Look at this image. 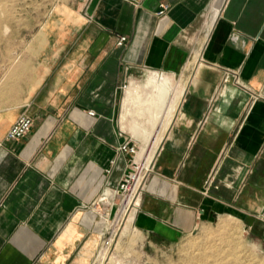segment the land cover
Wrapping results in <instances>:
<instances>
[{
  "label": "crops",
  "instance_id": "0c3cea01",
  "mask_svg": "<svg viewBox=\"0 0 264 264\" xmlns=\"http://www.w3.org/2000/svg\"><path fill=\"white\" fill-rule=\"evenodd\" d=\"M216 3L71 0L50 11L0 73V264L91 263L104 227L91 205L131 169L119 147H136L124 92L150 71L188 80L139 229L187 235L211 214L264 229V0H223L215 14ZM23 113L30 132L7 141Z\"/></svg>",
  "mask_w": 264,
  "mask_h": 264
},
{
  "label": "rangeland",
  "instance_id": "374dc122",
  "mask_svg": "<svg viewBox=\"0 0 264 264\" xmlns=\"http://www.w3.org/2000/svg\"><path fill=\"white\" fill-rule=\"evenodd\" d=\"M70 1L0 0L1 75L9 66L18 63L24 53L25 43L50 11L58 4ZM194 64L192 59L186 68ZM146 75H141L137 81L133 80L129 88L132 89L136 83L140 86V106L152 95L151 89H144L143 86ZM161 75L175 86L187 85L188 76L183 73L179 76ZM129 110L124 113L121 124L128 130V138L136 145L132 146L137 152L140 153L146 146V133L162 141L169 126L159 124L162 109L156 108L148 116L143 110L137 113L132 108ZM135 118L139 120L137 124H134ZM114 211L111 212V218ZM138 213L135 216L126 215L117 225L111 247L101 248L102 236H99L97 250L90 264H264V229L248 230L246 221L232 215L211 214L200 221L191 233L168 238L139 229L136 224ZM102 224H105L103 220Z\"/></svg>",
  "mask_w": 264,
  "mask_h": 264
},
{
  "label": "built area",
  "instance_id": "2783aa9c",
  "mask_svg": "<svg viewBox=\"0 0 264 264\" xmlns=\"http://www.w3.org/2000/svg\"><path fill=\"white\" fill-rule=\"evenodd\" d=\"M132 1V0H124ZM157 16H162L167 9L166 5L161 4ZM125 38H119L118 45H122ZM237 82V80H236ZM125 87V86H124ZM32 119L23 113L14 124L9 128L6 134L7 141H17L24 138L31 130ZM119 151L130 154L132 156L131 169L121 179L116 189H106L103 191L91 205L98 215L99 219L105 222L103 231L101 232L102 239L100 241L101 248L111 247L113 238L116 236V227L121 223L126 215L132 212L136 215L145 193L151 175L152 168L140 167L136 160L137 150L130 145L129 141L124 142ZM102 207V208H101ZM114 211V216L111 218V212ZM110 220V221H109Z\"/></svg>",
  "mask_w": 264,
  "mask_h": 264
},
{
  "label": "bare ground",
  "instance_id": "6f19581e",
  "mask_svg": "<svg viewBox=\"0 0 264 264\" xmlns=\"http://www.w3.org/2000/svg\"><path fill=\"white\" fill-rule=\"evenodd\" d=\"M222 3H223V0H217L215 14L217 13ZM131 84L127 88V90L124 92V101L127 102L128 105L132 104L133 105L132 108L134 109L136 113L143 110L146 116L152 113L156 108L162 109V112L160 115L163 118V122H161L162 123L161 125L168 126L170 122L172 121L174 113L184 94L186 87L180 86V85L175 86L168 78H165L159 72L150 71L146 75L143 86H144V89L145 88L151 89L150 92L152 95L147 98V100L142 106H140L138 104V101H139L138 93L140 91V86L136 83L132 89H129L131 87ZM136 120H134V124H137V122H139V120L137 121ZM146 123H149V122H146ZM156 130H159V129H156ZM145 140H146V147L143 148L140 153L137 152L136 160L138 161L140 167L150 168L151 162L153 160V157L159 146L160 141L157 138L149 137L148 133H146ZM131 215L135 216L133 212L131 213Z\"/></svg>",
  "mask_w": 264,
  "mask_h": 264
}]
</instances>
